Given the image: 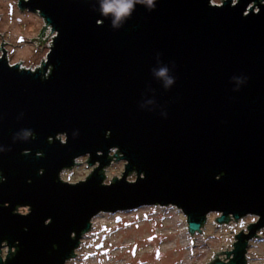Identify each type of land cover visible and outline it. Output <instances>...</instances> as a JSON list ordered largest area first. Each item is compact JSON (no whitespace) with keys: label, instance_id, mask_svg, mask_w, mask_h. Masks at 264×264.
I'll return each mask as SVG.
<instances>
[{"label":"water","instance_id":"obj_1","mask_svg":"<svg viewBox=\"0 0 264 264\" xmlns=\"http://www.w3.org/2000/svg\"><path fill=\"white\" fill-rule=\"evenodd\" d=\"M154 2L114 29L97 0H17L43 20L35 45L54 36L34 70L0 44V264H65L97 215L141 206H175L191 236L212 213L255 216L206 263L247 264L264 229V0ZM84 156L88 176L63 181Z\"/></svg>","mask_w":264,"mask_h":264},{"label":"rangeland","instance_id":"obj_2","mask_svg":"<svg viewBox=\"0 0 264 264\" xmlns=\"http://www.w3.org/2000/svg\"><path fill=\"white\" fill-rule=\"evenodd\" d=\"M221 0H212L220 4ZM12 3L13 18H8V5ZM17 0H0V44L6 51L9 64H20L24 68H35L45 59L48 51V38L42 47L31 38H38L43 20L37 13L20 11ZM7 31V32H5ZM8 35V36H7ZM2 36V37H1ZM3 54L0 49V56ZM21 61V62H20ZM63 139V137H62ZM114 152L112 151L111 154ZM87 157L77 159L71 170L62 172L61 179L69 183L84 180L92 171L86 163ZM124 170V162L114 160L105 168V184L112 177L120 178ZM136 175L127 177L135 181ZM25 209H19L24 213ZM219 214H209L201 232L192 236L187 229V220L180 209L175 206H141L132 210L116 213H101L92 220L98 235L106 233V255H94L89 250L84 264H206L215 257V252L230 251L235 241L234 235L246 231V226L256 221L255 216H246L238 221L218 224L215 221ZM118 220V221H116ZM127 223L125 227L116 224ZM124 226V225H123ZM110 231V232H108ZM260 236L249 242L246 253L247 264H264V229ZM226 246V248H225ZM136 247L134 254L129 250ZM6 248H2L0 257L5 256ZM224 253L219 260L226 261Z\"/></svg>","mask_w":264,"mask_h":264},{"label":"clouds","instance_id":"obj_3","mask_svg":"<svg viewBox=\"0 0 264 264\" xmlns=\"http://www.w3.org/2000/svg\"><path fill=\"white\" fill-rule=\"evenodd\" d=\"M98 10L101 16L111 20V26L118 29L132 17L137 4H145L148 10H154V0H97ZM159 59V57H158ZM156 75L165 79V87L174 84V78L169 77V68L163 66L159 70H153Z\"/></svg>","mask_w":264,"mask_h":264},{"label":"flooded vegetation","instance_id":"obj_4","mask_svg":"<svg viewBox=\"0 0 264 264\" xmlns=\"http://www.w3.org/2000/svg\"><path fill=\"white\" fill-rule=\"evenodd\" d=\"M12 10H13L12 3H9L7 14H8V18L10 20H12V18H13ZM18 10H19V8H18ZM24 11H26V10H24ZM0 21H1V17H0ZM19 209H25L24 211H26V212H24V213H27L26 208H19ZM116 221H118V220H116ZM125 226H127V223L120 224L118 222V224H116V227H125ZM108 232H110V231H108ZM106 238H107L106 233H104V234L102 233L101 235H98V233L94 229L93 225H91V229L87 233H85L84 236L81 238L79 247L74 252L75 256L73 258L69 259L65 264H84L85 260L88 258V253H89V250H91V248L93 249V250H91V252L94 255H97V253H99L100 255L101 254L105 255L108 258L109 256L106 255L107 250L105 247ZM135 248L136 247H132V249L129 250V253L131 255L134 254Z\"/></svg>","mask_w":264,"mask_h":264},{"label":"built area","instance_id":"obj_5","mask_svg":"<svg viewBox=\"0 0 264 264\" xmlns=\"http://www.w3.org/2000/svg\"><path fill=\"white\" fill-rule=\"evenodd\" d=\"M54 36V34L53 33H50V29H48L47 31H46V37L48 38V40L49 41H47V43H48V48H49V46H50V42H51V39H52V37ZM36 68V67H35ZM29 69H31V70H34V68H29Z\"/></svg>","mask_w":264,"mask_h":264}]
</instances>
